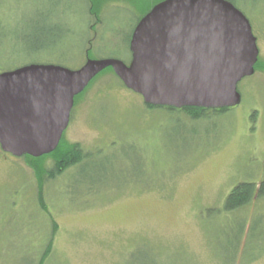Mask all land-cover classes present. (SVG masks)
I'll return each instance as SVG.
<instances>
[{
	"label": "rangeland",
	"instance_id": "1",
	"mask_svg": "<svg viewBox=\"0 0 264 264\" xmlns=\"http://www.w3.org/2000/svg\"><path fill=\"white\" fill-rule=\"evenodd\" d=\"M121 2L104 7L99 25L88 0H0V72L32 63L77 69L88 49L128 62L144 11ZM235 3L264 63V0ZM238 90V105L197 118L149 108L107 72L63 135L91 159L41 185L24 157L0 148V264H38L54 230L45 264H264V197L219 213L239 183L264 181V71Z\"/></svg>",
	"mask_w": 264,
	"mask_h": 264
},
{
	"label": "water",
	"instance_id": "2",
	"mask_svg": "<svg viewBox=\"0 0 264 264\" xmlns=\"http://www.w3.org/2000/svg\"><path fill=\"white\" fill-rule=\"evenodd\" d=\"M130 49L129 63L100 58L78 69L32 63L0 72L1 149L36 158L55 151L75 98L108 68L152 106L234 107L260 55L250 20L228 0H164L139 21Z\"/></svg>",
	"mask_w": 264,
	"mask_h": 264
},
{
	"label": "trees",
	"instance_id": "3",
	"mask_svg": "<svg viewBox=\"0 0 264 264\" xmlns=\"http://www.w3.org/2000/svg\"><path fill=\"white\" fill-rule=\"evenodd\" d=\"M99 1L100 0H98V2ZM228 1L232 2L234 5L236 4L235 0H228ZM99 6L100 5L96 3L94 9L100 8ZM130 38H131V35H130ZM130 38L128 40V49H129ZM90 56L91 58L98 59V57L93 56L92 52H90ZM255 70L264 71L263 61L258 60L257 64L255 65ZM107 72H111L115 74L112 68H108L107 70L100 73L89 84V86L80 95H78L75 98V105L82 99L84 93L89 89L92 83H94V81L97 78H99L100 76H102L103 74ZM116 77L118 78L117 75ZM120 82L123 84L121 80ZM146 106H148L149 108L164 107V106H152L149 104H146ZM165 108H168L170 110L185 111L187 113H191L194 117H197V118L202 117V115H204L207 112L224 113L230 110V108H227V107H224L221 110H217L213 108H203V107H184L181 109H178L175 107H165ZM23 157L27 160L28 162L27 164L34 170V173L36 177L38 178V182L42 185L44 184V182L50 179H55L59 175L65 173V171H67L70 167L79 166L85 163L87 160L91 159L92 153L86 151L79 143H70L63 137L57 149L53 151L52 153L38 157V158L32 157L30 155H25ZM39 194H40L39 197L41 201V206L45 209V205L42 199L43 198L42 190H41V193ZM263 197H264V181L260 185H257L255 182H241L237 186H235V188L228 195L225 201V204L223 208L219 210V213H235L236 211H239L247 207L248 205H250L255 199H262ZM231 221H234V220H231ZM233 224L234 222L228 221L226 223V226L232 227ZM246 225H247L246 222H243L241 225V228L239 231L240 233L237 239L238 243L242 244V241L244 240V238L246 237L248 233L247 232L248 229H246ZM54 234H55V230L53 231V236ZM53 236L50 238L43 254L41 255V258L38 264H45L47 259L51 256Z\"/></svg>",
	"mask_w": 264,
	"mask_h": 264
},
{
	"label": "flooded vegetation",
	"instance_id": "4",
	"mask_svg": "<svg viewBox=\"0 0 264 264\" xmlns=\"http://www.w3.org/2000/svg\"><path fill=\"white\" fill-rule=\"evenodd\" d=\"M112 1H114V2H112ZM123 2V5H129V6H131L130 7V9H132V7H137L138 6V9H137V11H144L143 12V14H142V16L139 18V20H138V22H137V24L139 23V21L149 12V11H151L157 4H159L160 2H162V1H164V0H100L99 2H98V0H88V10H87V12L93 17V18H95V23L96 24H99V25H102V18H101V16H100V14L99 13H101L102 12V14H103V10L106 8V5L107 4H109V5H111V4H113V3H120V2ZM121 2V3H122ZM96 3L97 4H99L100 6V8H98V9H94V7H95V5H96ZM147 3H149V5H146ZM236 6V5H235ZM105 7V8H104ZM147 7V8H146ZM237 7V6H236ZM238 8V7H237ZM137 24H136V26H137ZM135 26V27H136ZM93 27V26H92ZM91 27V28H92ZM135 27H134V29H135ZM134 29H133V31H134ZM133 31H132V34H133ZM132 34H131V38H132ZM131 38H130V42H131ZM130 42H129V52H130V60L127 62V61H125V60H123L124 62H126V63H129L130 61H131V59H132V52H131V49H130ZM90 52H92V51H90V49H88L87 50V52H86V55H85V58H86V61L88 60V59H96V58H91V56H90ZM93 56H94V54H93ZM101 58H117V59H120L119 57H113V56H111V57H101ZM98 59H100L99 57H98ZM122 60V59H121ZM85 61V62H86ZM78 68H80V67H78ZM77 68V69H78ZM254 73H256V70H255V72ZM227 108H231V107H227ZM222 109V108H221ZM221 109H217V110H221ZM72 117V116H71Z\"/></svg>",
	"mask_w": 264,
	"mask_h": 264
}]
</instances>
